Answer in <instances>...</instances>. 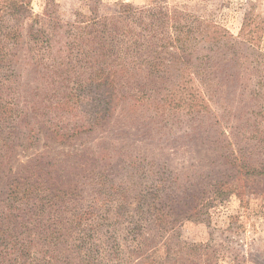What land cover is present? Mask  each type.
<instances>
[{
	"label": "rangeland",
	"instance_id": "374dc122",
	"mask_svg": "<svg viewBox=\"0 0 264 264\" xmlns=\"http://www.w3.org/2000/svg\"><path fill=\"white\" fill-rule=\"evenodd\" d=\"M25 2L28 13L18 26L19 48L13 59L17 78L8 68L4 80L0 79V97L8 106H27L41 100L53 84L72 92L71 101L76 105L90 104L92 70L109 65L118 71V83L113 87L117 89L129 73L143 71L153 62L161 64L159 70L164 68L166 73L165 79H156L145 91L137 87L131 90L139 102L126 93L113 97L112 101L119 100L124 107L116 106L104 131L69 145L42 141L36 147L19 150L12 158L13 170L21 169L40 154L61 160L66 153L92 149L107 140L110 155H115L116 160L123 156L129 160L132 155L145 157L167 167L186 186L205 184L210 179L205 173L216 168L215 156L222 152L223 137L216 143V152L210 144L217 134L229 138L235 135L240 139L237 147H264V0ZM123 5L135 12L161 11L153 19L147 14L144 18L145 24L154 20L150 35L141 31L137 34L139 25L121 18L117 38L108 40V50L103 52L92 44V17L115 15ZM31 25L45 30L49 44L41 40L34 43L28 38ZM129 26L136 32L127 33ZM167 37L176 40V48L161 47V40ZM139 38L142 44H155L153 49L160 54L146 47L127 54L126 48L132 46L130 40ZM246 41L258 44V54ZM113 61L117 66L111 65ZM56 70L58 75L54 74ZM213 70H218L219 75H214L218 72ZM79 83L85 86L79 88ZM77 109L82 110L80 106ZM129 111L139 118L138 130L126 119ZM149 117L153 121L143 120ZM144 122L153 130L151 138L140 135L146 131ZM114 129L123 133L114 135ZM191 134L197 137L189 140ZM235 184L243 189L241 197L231 194L216 200L207 209L206 220L183 221L164 233L156 239L150 258L156 264H264V182L249 179ZM82 195L84 205L92 206V195ZM101 203L97 208L101 209ZM71 243L78 244L76 236L67 239L66 247Z\"/></svg>",
	"mask_w": 264,
	"mask_h": 264
},
{
	"label": "trees",
	"instance_id": "16d2710c",
	"mask_svg": "<svg viewBox=\"0 0 264 264\" xmlns=\"http://www.w3.org/2000/svg\"><path fill=\"white\" fill-rule=\"evenodd\" d=\"M27 5L25 0H0L1 80L8 68L13 78H17L13 59L19 48L18 26L28 13ZM160 11L135 12L129 5H123L115 15L92 17V44L106 52L107 41L117 38L121 18L139 25L137 34L141 31L150 35L154 20L145 24L144 18L147 14L153 19ZM126 32L136 31L129 26ZM27 35L34 43L50 42L45 30L33 25ZM240 39L244 40L242 35ZM141 40H130L132 46L126 48L127 54L144 47L160 54L153 49L155 44L152 47L153 44H142ZM161 41L166 50L177 47L171 37ZM246 42L258 54V44ZM114 63L111 65L117 66ZM159 65L153 62L143 71L129 73L120 80V89L113 88L118 83L115 73L118 71L110 65L92 70L90 104L76 105L71 101L72 92L55 84L41 100H33L27 106H8L0 97V264H156L149 253L157 246V238L161 239L183 221L206 220L207 209L216 200L222 201L231 194L241 197L243 189L235 183L249 179L258 184L264 182V147L253 144L237 147L240 139L224 134L210 140L212 151L216 152L219 149L216 143L223 137L222 152L215 156L216 168L205 173L210 178L205 184L185 186L167 167L145 157L132 155L129 160L124 156L116 160L115 155H110L111 144L107 140L92 149L66 153L61 160L40 154L21 169L13 170L12 158L19 150L36 147L42 141L69 145L104 131L116 106L124 107L121 101H112L113 97L126 93L135 98L131 90L137 87L145 91L156 79H165L166 72L164 68L159 70ZM213 72L219 75L218 70ZM54 74L58 75V71ZM84 86L79 83V88ZM129 112L126 119L138 130L139 118ZM143 120L153 121L152 117ZM144 128L146 131L140 135L151 138L152 128L147 124ZM112 131L114 135L123 133ZM83 193L92 195V206L84 205ZM101 201L100 209L97 204ZM73 236L78 244L66 247L67 239Z\"/></svg>",
	"mask_w": 264,
	"mask_h": 264
}]
</instances>
